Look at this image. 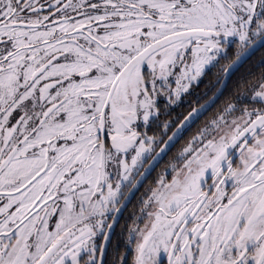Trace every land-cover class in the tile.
Listing matches in <instances>:
<instances>
[{
    "label": "snow or ice",
    "instance_id": "1",
    "mask_svg": "<svg viewBox=\"0 0 264 264\" xmlns=\"http://www.w3.org/2000/svg\"><path fill=\"white\" fill-rule=\"evenodd\" d=\"M0 264H264V0H0Z\"/></svg>",
    "mask_w": 264,
    "mask_h": 264
},
{
    "label": "flooded vegetation",
    "instance_id": "2",
    "mask_svg": "<svg viewBox=\"0 0 264 264\" xmlns=\"http://www.w3.org/2000/svg\"><path fill=\"white\" fill-rule=\"evenodd\" d=\"M133 203H135V199L133 200ZM130 208H131V205H130Z\"/></svg>",
    "mask_w": 264,
    "mask_h": 264
}]
</instances>
